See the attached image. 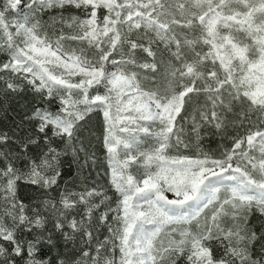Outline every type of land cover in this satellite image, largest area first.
<instances>
[{"label": "snow or ice", "instance_id": "obj_1", "mask_svg": "<svg viewBox=\"0 0 264 264\" xmlns=\"http://www.w3.org/2000/svg\"><path fill=\"white\" fill-rule=\"evenodd\" d=\"M0 55V264H264V0H0Z\"/></svg>", "mask_w": 264, "mask_h": 264}, {"label": "trees", "instance_id": "obj_2", "mask_svg": "<svg viewBox=\"0 0 264 264\" xmlns=\"http://www.w3.org/2000/svg\"><path fill=\"white\" fill-rule=\"evenodd\" d=\"M5 57L0 55V61L4 60ZM33 106V100L31 94H24L21 97H17L16 99H10L7 104H5L2 108H0V132H8L12 134L17 129V125L20 122L21 117L25 114L26 111H30ZM91 126L96 130L97 135L102 131L99 126V119L96 113L92 114ZM218 141L216 138H206L205 140V148L212 149L213 151L216 149ZM95 151L97 155V164H96V172H93L94 180L93 182H99V184L109 188L108 180L109 177L106 174L107 164L103 157V149L99 144H95V146L91 149ZM65 169L68 170V165L65 163ZM109 194H112L109 191Z\"/></svg>", "mask_w": 264, "mask_h": 264}, {"label": "rangeland", "instance_id": "obj_3", "mask_svg": "<svg viewBox=\"0 0 264 264\" xmlns=\"http://www.w3.org/2000/svg\"><path fill=\"white\" fill-rule=\"evenodd\" d=\"M169 196H171V194H169Z\"/></svg>", "mask_w": 264, "mask_h": 264}]
</instances>
